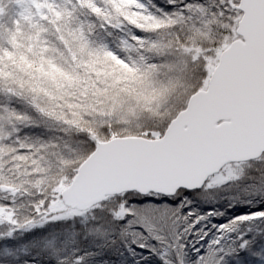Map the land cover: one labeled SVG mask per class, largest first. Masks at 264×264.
<instances>
[{
    "label": "snow or ice",
    "instance_id": "6c2138e0",
    "mask_svg": "<svg viewBox=\"0 0 264 264\" xmlns=\"http://www.w3.org/2000/svg\"><path fill=\"white\" fill-rule=\"evenodd\" d=\"M21 234L16 264H264V0H0Z\"/></svg>",
    "mask_w": 264,
    "mask_h": 264
},
{
    "label": "trees",
    "instance_id": "16d2710c",
    "mask_svg": "<svg viewBox=\"0 0 264 264\" xmlns=\"http://www.w3.org/2000/svg\"><path fill=\"white\" fill-rule=\"evenodd\" d=\"M5 11L4 19L10 21L16 18L18 9L9 4ZM25 240H27V236L24 234L18 235L15 241L0 240V264H16L17 257L33 247L30 244L25 245Z\"/></svg>",
    "mask_w": 264,
    "mask_h": 264
}]
</instances>
